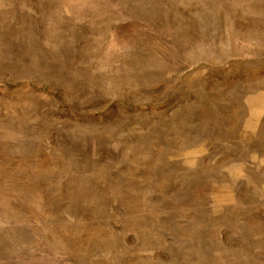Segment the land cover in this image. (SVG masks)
I'll return each instance as SVG.
<instances>
[{"label":"rangeland","instance_id":"1","mask_svg":"<svg viewBox=\"0 0 264 264\" xmlns=\"http://www.w3.org/2000/svg\"><path fill=\"white\" fill-rule=\"evenodd\" d=\"M0 264H264V0H0Z\"/></svg>","mask_w":264,"mask_h":264}]
</instances>
